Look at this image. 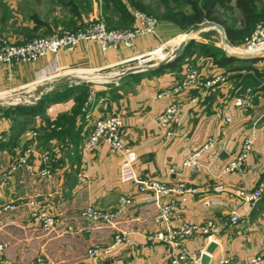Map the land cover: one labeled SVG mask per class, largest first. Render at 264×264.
Returning a JSON list of instances; mask_svg holds the SVG:
<instances>
[{
    "label": "crops",
    "instance_id": "obj_1",
    "mask_svg": "<svg viewBox=\"0 0 264 264\" xmlns=\"http://www.w3.org/2000/svg\"><path fill=\"white\" fill-rule=\"evenodd\" d=\"M7 19H0V44L21 45L31 41L34 24L16 30L19 38H12L7 32ZM41 29L46 28H40L34 35ZM204 30H214L221 37L216 29ZM157 32L160 40L153 36L138 38L132 49L102 53L98 44L83 42L72 53L62 51L57 63L62 73L60 77L96 72L117 75L136 66L140 57L161 47L162 42L172 52L187 37L167 22H160ZM192 50L181 64L159 74L127 78L117 83L108 79L91 83L90 94L95 92L96 96L91 102L88 99L82 117H76L72 123H65L67 119L55 125L60 118L71 116L75 108V99L71 97L48 105L43 115L31 117L34 119L30 127L35 128H28L31 118H25L27 125L19 136L13 130L16 125L13 115L8 113L15 108L4 104L18 101L20 98L15 95L44 84L47 80H43L53 75L56 64L53 57L48 56L34 64L0 66V136L4 138L0 144V174L13 158L31 149L27 167L0 181V208L37 197L44 210L62 220L55 232L45 233L33 223L26 206L11 212L0 211V241L9 244L0 258L6 259L8 264H31L41 254L51 264H171L165 246L147 241L149 234L163 229L156 218L160 206L168 201L178 204L181 222L203 224L214 220L223 223L234 212L241 216L238 225L220 227L215 236L218 245L212 255L213 262L221 257L246 262L264 254V192L255 205L234 195L238 190H257L264 177V91L253 89L250 106L236 107L238 86L235 80L225 77L223 68L214 65L211 59L196 61L202 85H188L184 67L188 60L195 59L190 55ZM254 66L264 71V62ZM216 77H222L223 81L206 85ZM55 90L58 89L52 91ZM170 90H175L172 96L160 97ZM174 102H183L185 107L172 136H167L166 129L160 127L156 119ZM116 114L124 119L125 145L138 157L133 167L125 166L122 154L109 146L103 145L95 153L83 150L96 120ZM53 127L57 134L53 135ZM31 129L37 133L35 140L24 136ZM210 137L217 143L202 155L197 170L170 173L172 167L180 168ZM246 140L253 142V150L246 161L245 174H224V166L239 154ZM46 152L52 159V175L38 178L36 173L44 168L42 157ZM145 179L169 187L182 183L196 189L198 194L188 196L185 202L178 195L153 201L150 193L138 190L137 180ZM217 186L225 191L215 193ZM122 198L129 199L131 205L115 225L130 232L133 242L118 247L110 257L95 261L89 256L90 249L111 243L115 230L84 219L81 212L89 207L103 212L116 211ZM177 225L179 221H173L172 226ZM68 227L74 232L63 233ZM208 245L204 237L196 236L185 243V248L194 252Z\"/></svg>",
    "mask_w": 264,
    "mask_h": 264
},
{
    "label": "built area",
    "instance_id": "obj_2",
    "mask_svg": "<svg viewBox=\"0 0 264 264\" xmlns=\"http://www.w3.org/2000/svg\"><path fill=\"white\" fill-rule=\"evenodd\" d=\"M134 26L131 29H109L103 18L99 16L96 21L89 24L86 28L77 32H63L51 36L33 39L25 44H10L3 42L0 44V66L11 67L16 63L34 64L40 59L52 56L56 64L53 75L49 78L56 79L61 71L57 66L59 54L62 51L72 53L83 42L98 44L102 53L109 51H118L122 48L132 49L138 38L145 36H153L160 40L157 29L159 23L156 19L145 15L140 11H133ZM161 47L147 53L138 60L139 65H147L160 62L170 56L166 53L167 44L161 43ZM264 51V22L258 23L254 31L246 38L243 53L253 54ZM172 53V52H170ZM186 83L190 86H201L200 69L192 64H186L184 67ZM62 74V73H61ZM223 81L222 77H216L212 81L206 83L211 86ZM177 91V90H176ZM175 90L166 91L160 97H170ZM96 93L90 94L89 102L93 101ZM251 103V95L239 97L235 101L236 107L248 108ZM183 102H174L170 104L156 119L158 125L167 131V136H172L174 127L180 121L181 113L184 110ZM230 121L229 118L226 119ZM124 127V119L121 115H106L96 120L93 130L86 139L83 150L89 153L97 152L101 146L106 145L111 149L122 154L123 162L127 167H133L138 160L136 153L127 147L122 138ZM28 139L35 140L37 133L29 130L24 133ZM4 138L0 136V142ZM217 143L215 138H208L206 142L196 151L191 153L181 167H172L170 173L172 175L180 173L182 170L195 171L200 167V159L204 153L213 149ZM253 150V142L246 140L239 152L232 160L223 168L224 174H245V164ZM31 149L24 153L18 154L13 158L4 173L0 174V181L4 178L14 176L19 171L27 167L28 156ZM43 169H39L36 173L38 178H49L52 175V159L49 152L43 154ZM138 190L141 193H150L152 200H158L163 196L178 195L182 202L187 201L190 195H197L198 191L194 188L187 187L185 184L179 183L175 186H166L159 181L152 179L137 180ZM225 190L222 186L214 188L215 193H223ZM264 192V177L257 190L248 192L246 190H238L234 195L239 200L255 205ZM131 205V201L122 198L120 206L116 211L103 212L94 208H87L81 212L84 219L94 221L115 230L111 243L96 246L89 251V256L97 261L100 257H110L113 252L120 246L130 245L133 242L131 233L126 230H120L115 225L117 219ZM20 206H26L30 211V218L33 223L41 228L45 233L55 232L62 224L59 216L52 214L43 209V204L37 197L21 199L18 202H11L0 208L1 212H11L17 210ZM178 220L179 225L172 226L173 221ZM182 213L175 201H168L160 206L156 223L163 227L162 230L153 232L147 236V241L158 243L166 247L171 264H201L202 256L206 254V248L194 252H188L185 243L196 237H204L207 243H215V236L219 233L220 227H233L239 224L241 216L234 212L230 218L219 223L214 220H208L203 224H193L182 221ZM71 227L63 230V233H73ZM9 248V244L0 241V255L4 256ZM210 264L213 262L212 256ZM0 264H8L4 258H0ZM31 264H51L44 254H41ZM212 264H264V254H259L246 262H235L227 257H221Z\"/></svg>",
    "mask_w": 264,
    "mask_h": 264
},
{
    "label": "rangeland",
    "instance_id": "obj_3",
    "mask_svg": "<svg viewBox=\"0 0 264 264\" xmlns=\"http://www.w3.org/2000/svg\"><path fill=\"white\" fill-rule=\"evenodd\" d=\"M86 1H89L88 4L85 3V0H0V19L2 18L5 19V17H8V19L5 20L6 26L9 28V31L7 32L11 34L10 37L12 38H19L17 37L19 36V34L16 35L17 32L15 33V31L22 28L25 29L26 27L27 28L31 27L32 24L35 25V23L32 20V17H37L40 21H42V23L47 25V29L45 30L41 29L39 31V34L34 38H32V40L36 38H40L42 36H51L54 34H60L63 32L74 30L75 27L78 28L77 25L79 23L83 22V27L77 30V31H81L84 28H86L89 24L95 22L96 18H98L99 16H101L104 22L106 23L102 9V4H103L102 0H86ZM111 1L112 4H111V11L109 12V16L113 17L114 15H116V20H118L119 19L118 10L123 8V3L130 5V2L129 0H111ZM70 2H73L75 5H77L80 13L87 14V17H89V19L85 17L83 21L77 20L76 22V19H74L70 13L71 10V8L69 7ZM144 3L146 6L151 7L152 10H155V14L149 15L146 12L143 11L140 12L156 19L158 22H166V20L163 18V15L168 11L171 12L183 11L185 13H190V8L187 5L186 0H144ZM233 5H235V3H233ZM257 8L258 11H260L263 14L262 20L259 22L262 23L264 22V0H258ZM129 10L132 17H133V11H139L134 8H131L130 6H129ZM216 15H218L222 20H225L228 25H230L231 27H233L238 31V40L236 44L231 45L228 42L230 46L229 45L227 46V50L230 52L243 53V49L245 47V40L254 31L256 26H254L250 30L244 28L241 22V15L237 9H234L233 12H225L218 9L216 11ZM72 22L74 23L75 26L70 27V24ZM198 26L188 28L184 33L181 34L186 36L192 31H194V29H196ZM131 28H133V26H128L124 29H131ZM50 29L54 31L53 34L46 35L47 33L46 31L47 30L49 31ZM118 29H123V28H118ZM169 49L166 50V53L171 54ZM192 49L193 52L190 55L195 56V59L188 60L187 64H192L196 67H198L196 61H199L201 59L212 60V58L209 57L210 55H215L216 58L225 55V50L222 44L221 37L216 33V31L214 32V30L213 31L204 30L203 32L199 33ZM136 64H137L136 66H138L139 62H137ZM250 67H252L250 64L235 63L233 66L223 68L224 76L228 77V79L232 77V79L235 80V84L238 86L237 88L238 98L252 95L251 93L254 88V84L251 81V78H249L248 76L249 75L248 70ZM239 75H242V77L238 78ZM61 76L66 77L69 75H61ZM56 78H60V75L59 77ZM43 81H46L45 83H48L50 81H53V79L46 78ZM115 83H113V85ZM61 88H58V90ZM33 119L34 118L28 120L29 123L28 128L36 127V126L30 127L32 126L30 125V123H32L31 121Z\"/></svg>",
    "mask_w": 264,
    "mask_h": 264
},
{
    "label": "trees",
    "instance_id": "obj_4",
    "mask_svg": "<svg viewBox=\"0 0 264 264\" xmlns=\"http://www.w3.org/2000/svg\"><path fill=\"white\" fill-rule=\"evenodd\" d=\"M89 1L85 0V3L88 4ZM102 9L106 20V25L109 29H118V28H126L128 26H134V19L130 13L129 6L139 11L146 12L149 15H154L155 10H152L151 7L145 5L144 0H129L130 5L123 3V8L118 10L119 19L116 20V15L113 17L109 16V12L111 11V0H102ZM187 5L190 8V13H185L183 11H168L163 15V18L167 23L176 27L181 33H184L186 29L198 26L204 23H214L221 26L225 33L228 42L231 45H235L238 40V31L227 24L225 20H222L218 15H216V11L218 9L225 12H233L234 9H237L241 15V22L244 28L252 29L256 26L263 17V14L258 11L257 3L258 0H186ZM235 3V5H233ZM69 7L71 8L70 13L74 19L83 21L87 14L80 13L77 5L73 2L69 3ZM85 15V16H84ZM84 16V17H83ZM162 19V18H160ZM33 22L35 23L34 30L30 33V39L34 38V34L42 27L47 29V25L42 23L37 17H32ZM76 24V23H75ZM75 26L72 22L70 27ZM78 28L75 27L72 32H76L78 29L83 27V22L77 25ZM70 31V32H71ZM46 35L53 34L54 31L51 29L46 31ZM33 34V35H32ZM46 37V36H42ZM195 42H192L190 46L186 49L185 54L175 63L168 65L167 67L162 68L160 71L154 73L159 74L166 69H171L181 64L186 55L189 54L194 46ZM212 58L214 65H217L220 68H227L229 66H233L235 63H243L250 64L252 67L249 68V78L254 84V90L264 91V71L259 70L254 65L259 62H263L264 60H253V61H237L232 58L226 57L223 55L219 58H216L215 55H210ZM149 73H145L142 75H134L128 78H142ZM242 77L239 75L238 78ZM237 79V77H236ZM90 96V85L89 84H80L73 86L62 87L57 91H52L47 94L41 101H39L36 105L19 107L15 108L12 111L8 112L13 115L14 123L16 124L14 127V133L17 136L23 133L24 128L27 125L26 121H23L25 118H31L43 115L46 108L50 104H54L57 102L65 101L71 97L75 99V108L72 111L71 116H64L57 121L56 124H61V121H65V123H72L76 117H82L84 112L82 111L85 104L87 103ZM19 129V130H17ZM17 131V132H16ZM57 134L55 127H53V135ZM3 142V141H2ZM0 142V144H2ZM1 146V145H0Z\"/></svg>",
    "mask_w": 264,
    "mask_h": 264
},
{
    "label": "water",
    "instance_id": "obj_5",
    "mask_svg": "<svg viewBox=\"0 0 264 264\" xmlns=\"http://www.w3.org/2000/svg\"><path fill=\"white\" fill-rule=\"evenodd\" d=\"M216 29L221 33V40L224 45H228L226 33L223 28L219 25L214 23H204L199 25L194 31L189 33L187 37L180 43V45L172 51L170 56L165 58L164 60L149 64V65H138L131 68L124 70L123 72L117 75H110L108 73L96 72L90 74H82V75H70L66 77H60L53 79L48 83H44L42 85L36 86L30 91L15 95L14 97H19L20 99L15 102L7 101V107L12 108H19V107H26L31 105H36L39 101H41L47 94H49L52 90L66 87V86H73V85H80V84H91V83H100V80L108 79L112 80L113 82L120 81L127 79L130 76L134 75H142L145 73L154 74L160 71L162 68L167 67L168 65L177 62L186 52V49L190 46L192 42H196V38L194 36L195 33L204 30V29ZM225 55L228 58L235 59L237 61H253V60H264V51H260L253 54H246L241 52H229L225 50ZM112 82V83H113ZM48 90V91H46ZM1 104V103H0ZM217 245L215 243H211L208 245L206 249V254L202 256L201 264H210L211 257Z\"/></svg>",
    "mask_w": 264,
    "mask_h": 264
},
{
    "label": "bare ground",
    "instance_id": "obj_6",
    "mask_svg": "<svg viewBox=\"0 0 264 264\" xmlns=\"http://www.w3.org/2000/svg\"><path fill=\"white\" fill-rule=\"evenodd\" d=\"M201 31H202V30H201ZM199 32H200V31H199ZM199 32L195 33L194 36L196 37V35H197ZM223 46H224V50H227V45H224V43H223ZM227 51H228V50H227ZM46 91H48V90H46Z\"/></svg>",
    "mask_w": 264,
    "mask_h": 264
}]
</instances>
